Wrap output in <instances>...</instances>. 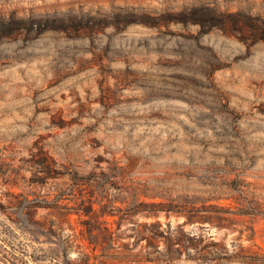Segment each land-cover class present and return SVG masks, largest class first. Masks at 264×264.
I'll return each mask as SVG.
<instances>
[{
    "label": "rangeland",
    "instance_id": "1",
    "mask_svg": "<svg viewBox=\"0 0 264 264\" xmlns=\"http://www.w3.org/2000/svg\"><path fill=\"white\" fill-rule=\"evenodd\" d=\"M0 264H264V0H0Z\"/></svg>",
    "mask_w": 264,
    "mask_h": 264
},
{
    "label": "trees",
    "instance_id": "2",
    "mask_svg": "<svg viewBox=\"0 0 264 264\" xmlns=\"http://www.w3.org/2000/svg\"><path fill=\"white\" fill-rule=\"evenodd\" d=\"M6 19H7V18H6V15L2 13V14L0 15V21L6 23V21H7Z\"/></svg>",
    "mask_w": 264,
    "mask_h": 264
}]
</instances>
